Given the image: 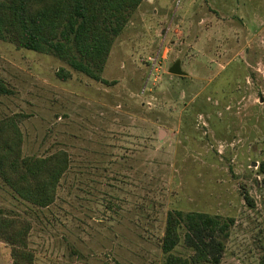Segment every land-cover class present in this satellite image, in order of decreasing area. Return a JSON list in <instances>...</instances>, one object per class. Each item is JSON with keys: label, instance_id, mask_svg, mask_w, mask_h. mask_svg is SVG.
Segmentation results:
<instances>
[{"label": "rangeland", "instance_id": "rangeland-1", "mask_svg": "<svg viewBox=\"0 0 264 264\" xmlns=\"http://www.w3.org/2000/svg\"><path fill=\"white\" fill-rule=\"evenodd\" d=\"M99 75L0 40V122L17 120L23 157L70 161L47 208L0 179L33 264H166L172 210L234 219L220 264H264V0H144ZM184 234L173 253L190 258ZM12 253L0 239V264Z\"/></svg>", "mask_w": 264, "mask_h": 264}, {"label": "trees", "instance_id": "trees-1", "mask_svg": "<svg viewBox=\"0 0 264 264\" xmlns=\"http://www.w3.org/2000/svg\"><path fill=\"white\" fill-rule=\"evenodd\" d=\"M143 1L0 0V40L32 52L52 53L107 84L99 72L115 39ZM58 76L67 78L63 70ZM10 94L0 80V96ZM69 163L65 152L46 158L23 157L17 120L12 117L0 122V179L21 200L39 208L52 205ZM244 198L253 206L248 194ZM234 223L232 218L205 213L169 211L161 243L166 264H220ZM183 229L184 244L194 251L190 258L173 253L182 241ZM28 234L29 226L23 221L0 219V239L13 247L14 264H33V255L26 251Z\"/></svg>", "mask_w": 264, "mask_h": 264}, {"label": "water", "instance_id": "water-1", "mask_svg": "<svg viewBox=\"0 0 264 264\" xmlns=\"http://www.w3.org/2000/svg\"><path fill=\"white\" fill-rule=\"evenodd\" d=\"M170 73L174 74V75H179V76H183L185 75V73L182 72L181 70V65L180 63H176L171 69H170Z\"/></svg>", "mask_w": 264, "mask_h": 264}]
</instances>
